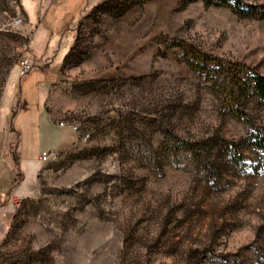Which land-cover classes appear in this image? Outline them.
Here are the masks:
<instances>
[{
	"label": "rangeland",
	"instance_id": "374dc122",
	"mask_svg": "<svg viewBox=\"0 0 264 264\" xmlns=\"http://www.w3.org/2000/svg\"><path fill=\"white\" fill-rule=\"evenodd\" d=\"M252 72L264 0H0V264H264Z\"/></svg>",
	"mask_w": 264,
	"mask_h": 264
},
{
	"label": "trees",
	"instance_id": "16d2710c",
	"mask_svg": "<svg viewBox=\"0 0 264 264\" xmlns=\"http://www.w3.org/2000/svg\"><path fill=\"white\" fill-rule=\"evenodd\" d=\"M240 14H248L240 13ZM250 90L256 95L260 101L264 102V73L252 72L249 77ZM224 92L235 99L236 95L243 94V91L238 85L226 86ZM256 148L259 151V165L264 168V132L257 135L256 141H254ZM195 145L185 141H180L179 148L191 153L193 158L198 161V150Z\"/></svg>",
	"mask_w": 264,
	"mask_h": 264
},
{
	"label": "built area",
	"instance_id": "2783aa9c",
	"mask_svg": "<svg viewBox=\"0 0 264 264\" xmlns=\"http://www.w3.org/2000/svg\"><path fill=\"white\" fill-rule=\"evenodd\" d=\"M5 19H6V23L7 25H14V24H18L21 22V18L19 16H9L8 14H5ZM18 66L20 68V74L21 75H25L31 68H32V64L30 62V60L28 58H23L22 60L19 61ZM58 125L60 127H69L70 129H72L73 131H78L79 127L75 122H70V121H66V120H59ZM88 134L85 135V137H87ZM2 157V153L0 151V159ZM47 156L43 155L41 156V160H46ZM8 202H10L12 205L18 206L20 204V199L14 195H10L8 197Z\"/></svg>",
	"mask_w": 264,
	"mask_h": 264
},
{
	"label": "crops",
	"instance_id": "0c3cea01",
	"mask_svg": "<svg viewBox=\"0 0 264 264\" xmlns=\"http://www.w3.org/2000/svg\"><path fill=\"white\" fill-rule=\"evenodd\" d=\"M45 129H46L45 133H47V132H51L53 130V127L50 126L49 123L48 127H46ZM73 137L74 135L70 133V131L61 130L56 140L53 142L52 150L67 145L69 142H71ZM9 213H10V206L6 205L5 202L4 204H0V250H1L2 238L6 228V222L8 220Z\"/></svg>",
	"mask_w": 264,
	"mask_h": 264
}]
</instances>
